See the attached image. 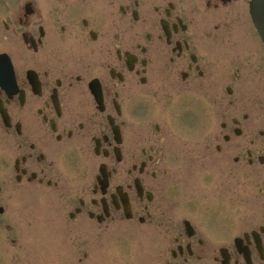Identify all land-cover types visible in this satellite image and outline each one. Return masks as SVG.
I'll return each mask as SVG.
<instances>
[{
	"label": "flooded vegetation",
	"instance_id": "af4514ba",
	"mask_svg": "<svg viewBox=\"0 0 264 264\" xmlns=\"http://www.w3.org/2000/svg\"><path fill=\"white\" fill-rule=\"evenodd\" d=\"M252 2L0 0V264L122 223L157 229L158 264H264L241 208L247 174L264 207Z\"/></svg>",
	"mask_w": 264,
	"mask_h": 264
},
{
	"label": "rangeland",
	"instance_id": "374dc122",
	"mask_svg": "<svg viewBox=\"0 0 264 264\" xmlns=\"http://www.w3.org/2000/svg\"><path fill=\"white\" fill-rule=\"evenodd\" d=\"M5 38L0 36V53L6 50L7 41ZM5 41V42H4ZM180 140H182L180 138ZM250 176V175H249ZM248 177V174H247ZM244 179V191H243V216L245 223L251 220H259L264 213L260 208L263 207L262 199L258 195L257 182L250 180V178ZM12 208H43L39 202H35V206L27 203H22L21 201L16 202V204H11ZM181 208H190L187 205H183ZM100 239H105L107 242L101 243H91L85 242L82 244L80 250H75L73 245H62L65 250L64 258L71 260L74 264H152L155 259V264L157 258L160 254L166 251V244H163L157 229L154 226L122 223L115 226V232L110 237L105 230H100L98 233ZM171 247V246H167ZM39 252L42 256L43 249L39 246ZM76 252L78 256L76 257ZM67 255V256H66ZM70 255V257H69ZM80 258L82 261L79 262ZM56 261L60 264L62 261ZM38 259L35 261H24L21 260L18 264H38ZM64 262V261H63ZM12 262H9L11 264ZM40 264H47L45 259L40 260Z\"/></svg>",
	"mask_w": 264,
	"mask_h": 264
},
{
	"label": "water",
	"instance_id": "95a60500",
	"mask_svg": "<svg viewBox=\"0 0 264 264\" xmlns=\"http://www.w3.org/2000/svg\"><path fill=\"white\" fill-rule=\"evenodd\" d=\"M251 16L254 26L264 45V0H254L251 5Z\"/></svg>",
	"mask_w": 264,
	"mask_h": 264
}]
</instances>
